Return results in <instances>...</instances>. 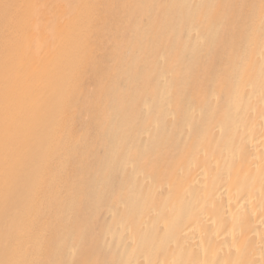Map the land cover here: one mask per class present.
I'll list each match as a JSON object with an SVG mask.
<instances>
[{"label":"bare ground","instance_id":"1","mask_svg":"<svg viewBox=\"0 0 264 264\" xmlns=\"http://www.w3.org/2000/svg\"><path fill=\"white\" fill-rule=\"evenodd\" d=\"M0 264H264V0H0Z\"/></svg>","mask_w":264,"mask_h":264},{"label":"rangeland","instance_id":"2","mask_svg":"<svg viewBox=\"0 0 264 264\" xmlns=\"http://www.w3.org/2000/svg\"><path fill=\"white\" fill-rule=\"evenodd\" d=\"M98 66V65H97ZM101 67V66H100ZM88 78H86V80H87ZM85 88L87 89V86L85 85Z\"/></svg>","mask_w":264,"mask_h":264}]
</instances>
